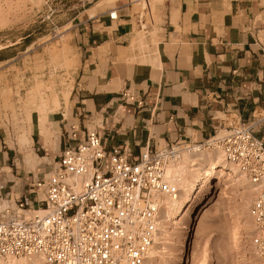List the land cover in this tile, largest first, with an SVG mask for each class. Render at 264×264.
<instances>
[{
	"label": "crops",
	"instance_id": "0c3cea01",
	"mask_svg": "<svg viewBox=\"0 0 264 264\" xmlns=\"http://www.w3.org/2000/svg\"><path fill=\"white\" fill-rule=\"evenodd\" d=\"M98 3L80 12L70 29L85 69L101 70L103 49L116 63L113 86L88 81L84 88L72 89L68 104L74 102L73 111H80V116L83 111L101 110L102 117L117 98L118 88L144 102L140 108L134 103L127 106L126 120L101 134L106 141L126 143L135 151L149 141H204L218 128L219 115L253 123L258 111L264 110V0H171L165 24L151 33L148 28L135 33L122 10L120 19L112 22L113 9ZM21 41L0 45V65L18 59ZM258 129L264 132L263 127ZM10 159L9 154L0 156V187L4 186L3 196L9 193L15 200L28 182L15 194L14 183L2 168Z\"/></svg>",
	"mask_w": 264,
	"mask_h": 264
},
{
	"label": "built area",
	"instance_id": "2783aa9c",
	"mask_svg": "<svg viewBox=\"0 0 264 264\" xmlns=\"http://www.w3.org/2000/svg\"><path fill=\"white\" fill-rule=\"evenodd\" d=\"M109 19H120L118 8ZM124 97L143 106L130 91ZM254 119L225 129L222 124L204 141H149L138 151L73 125L67 131L73 144L53 171L26 184L14 200L16 209L0 212V261L40 256L47 264H148L166 199L179 193L168 181L169 167L186 155L219 148L258 186L250 207L252 245L264 262V137L256 131L264 117ZM3 188L1 203L12 196H3ZM189 234L180 264L192 260L195 240Z\"/></svg>",
	"mask_w": 264,
	"mask_h": 264
},
{
	"label": "rangeland",
	"instance_id": "374dc122",
	"mask_svg": "<svg viewBox=\"0 0 264 264\" xmlns=\"http://www.w3.org/2000/svg\"><path fill=\"white\" fill-rule=\"evenodd\" d=\"M99 1L101 0H0V45H11L22 39L17 46L22 52L18 59L0 65V156L10 155L7 166L11 170L13 168V171L5 173H9V181L14 183L10 186L15 194H20L19 186L22 184L31 183L34 178H41L53 171L62 151L73 144L67 134V131L71 132L73 125L80 127L82 132L88 128L103 135L112 124H119L122 118L126 120L130 111L131 103H126L124 97L129 91L122 92L120 88L114 89L118 92L117 98L102 117L101 110L95 114L83 111L82 116L80 111L74 113L75 103L67 104L63 97L67 89L72 88L74 92L76 86L77 89L84 88L88 81L99 80L113 86L115 75L112 73L117 66L114 61L106 58V50L103 49L100 53L103 65L101 70L95 66L91 70L88 67L85 69L81 64V51L77 49L74 35H69L72 33L71 21L85 8L88 9ZM162 1L102 0L98 6L122 10L125 18L132 20L135 33L147 28L151 33L155 29L159 30L166 22V4L171 0H165L161 4ZM148 2L152 8L146 9ZM29 35L30 41H26L24 38ZM33 42L36 44L30 47ZM65 43L70 47L67 51L63 50ZM53 48L55 52L52 51ZM39 83L42 84L41 95L48 101L49 106L46 123L48 122L52 140L48 145L39 136L38 106L41 99L34 105L28 102L30 91ZM55 98L60 101V108L56 107ZM256 115L263 118L264 110H259ZM219 118L218 128L222 124L223 129L239 124L231 117L219 115ZM222 120L224 121L221 124ZM24 129L31 131L32 137L38 135L34 137L33 149L21 151L17 145L18 135ZM262 136L264 137V132ZM4 167L5 165L2 166ZM211 192L214 193V200L210 205L209 214L197 223L190 264H260L261 260L252 245L254 222L249 208L253 200L247 205L251 199L249 192L237 185L229 174L219 172L212 178ZM0 206V212L7 206L16 209L14 196H10L4 203L0 202ZM184 220L182 217L172 221L173 224L163 222V226L168 225L169 232L161 235L162 245L158 249L159 252L162 251L161 255H167L163 254L164 248H167L166 251H172L171 253L177 252L175 245L181 237L178 229L181 225L177 223H184ZM161 260L159 256L154 263L158 264Z\"/></svg>",
	"mask_w": 264,
	"mask_h": 264
},
{
	"label": "bare ground",
	"instance_id": "6f19581e",
	"mask_svg": "<svg viewBox=\"0 0 264 264\" xmlns=\"http://www.w3.org/2000/svg\"><path fill=\"white\" fill-rule=\"evenodd\" d=\"M150 7L151 4L150 2H148L145 8L149 9ZM69 35L72 36V33H70ZM53 49L52 51L55 52V49L54 50ZM69 49H70L69 45L65 43L63 46V50L67 51ZM71 91L72 88H69L63 93V97L67 104L69 102ZM41 93H42V84L39 83L30 91L28 102L31 105H34L36 104L38 99H41L39 100V102L41 103L38 106V110L40 113V120H38L39 121L38 129H39L40 137H42L46 142V144L48 145L52 140L51 139L52 135L51 133H49V129L47 127L48 122L46 123V119L49 115L47 113L49 106H48V101L43 99ZM54 103L57 108L61 107L60 101L58 99L55 98ZM30 132L31 131H29L28 129L27 130L24 129L18 135L19 137H18L17 145L19 146L21 151H24L25 149H29V150L33 149L34 141ZM3 170L10 172L11 168L6 165ZM217 172L222 174L225 173L229 174L231 177L234 178L237 185H239L243 190L249 192V197L251 199H249L247 205L250 203V200H253L254 202L256 194L258 192V186L255 185L245 174L240 172V170L234 164L228 162L226 160L225 153L221 149L216 148L211 151H204L192 155H186L182 161L170 166L168 169V173H167L168 181L176 188H178L179 193L175 198L166 199L164 210L162 211L161 214L160 225L158 228L159 231L157 232L155 238V245L151 252V256L148 264H155L154 262L159 256L161 257L162 260L158 264H180V261L184 260L183 257L185 253L183 251V245L185 240L187 239L188 231L190 232L189 235L194 236L197 223L202 218L207 216V214H209L210 212V205L214 200L212 197L214 193L211 192L212 178ZM1 207L2 206H0V208ZM9 208L10 206H7L3 210ZM249 212H250V208H249ZM182 217L185 219L184 223H180V222L177 223V225L178 224L181 225L178 229H180V231L182 230V232L179 231V233H181V235L179 234L181 237H179L178 243L175 245V247L177 246L176 249L177 252L171 253L172 251L171 252L166 251L167 248H164L165 251H163V254L166 253L167 255L165 256L161 255L162 251L161 252L158 251L160 245H162L161 235L164 233L167 234L169 232L167 227L168 225L166 227L163 226V222L166 221L171 223L172 221L178 220ZM0 264H47V263L40 256H31L26 258L3 259L0 261ZM260 264H264V262L261 261Z\"/></svg>",
	"mask_w": 264,
	"mask_h": 264
}]
</instances>
